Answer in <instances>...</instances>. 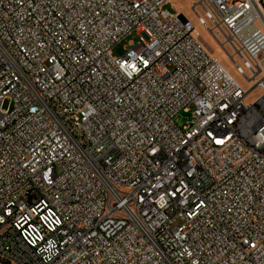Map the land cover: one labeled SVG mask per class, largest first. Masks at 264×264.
<instances>
[{"label": "built area", "instance_id": "1", "mask_svg": "<svg viewBox=\"0 0 264 264\" xmlns=\"http://www.w3.org/2000/svg\"><path fill=\"white\" fill-rule=\"evenodd\" d=\"M169 1L0 0V264H264V0Z\"/></svg>", "mask_w": 264, "mask_h": 264}, {"label": "rangeland", "instance_id": "2", "mask_svg": "<svg viewBox=\"0 0 264 264\" xmlns=\"http://www.w3.org/2000/svg\"><path fill=\"white\" fill-rule=\"evenodd\" d=\"M197 0H171L168 3H166L163 8L169 9L173 12H182L185 14L194 24L197 23V19L195 15L193 14L191 8H194L195 3ZM195 10L197 13L201 14V9L198 7H195ZM196 31L198 34V39L203 44V46L214 56L219 59V61L222 63V65L228 70L230 75L236 79L240 85L247 90L249 88V83L245 81V79L233 68L231 65V62L229 61V58L225 55L224 52H227L229 54H232L233 51L228 47L225 46V50H221L217 44L213 42L209 34L203 31L201 27L196 25ZM139 40V35L133 31L130 34H128L122 41L117 43L112 50V53L114 55H122L128 47H130L134 42ZM224 51V52H223ZM257 95V92L253 91L251 96L248 97L246 100L250 101L253 99V96Z\"/></svg>", "mask_w": 264, "mask_h": 264}]
</instances>
